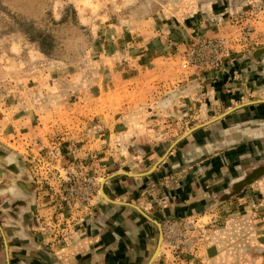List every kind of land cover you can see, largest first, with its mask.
I'll use <instances>...</instances> for the list:
<instances>
[{"label":"rangeland","instance_id":"obj_1","mask_svg":"<svg viewBox=\"0 0 264 264\" xmlns=\"http://www.w3.org/2000/svg\"><path fill=\"white\" fill-rule=\"evenodd\" d=\"M257 100L264 0H0V182L10 171L31 178L47 204L39 221L51 245L68 236L71 216L101 203L103 179L106 193L122 176L116 172L152 177L155 159L206 123L171 148L159 169L170 171L189 140L203 139L202 128L233 123L235 107ZM84 181L93 195L76 193ZM152 181L137 183L163 236L151 264H194L198 239L213 224L195 213L161 214ZM7 188L0 183V214ZM138 214L147 238L138 239L144 253L136 263L148 264L159 228ZM167 232L186 242L173 248Z\"/></svg>","mask_w":264,"mask_h":264},{"label":"crops","instance_id":"obj_2","mask_svg":"<svg viewBox=\"0 0 264 264\" xmlns=\"http://www.w3.org/2000/svg\"><path fill=\"white\" fill-rule=\"evenodd\" d=\"M239 106L233 123H211L201 129L202 140H189V149L170 171L159 169L175 152H168L171 144L155 159L154 164L163 157L152 177L116 172L122 176L105 191L119 202L102 200L79 210L77 218L71 212L70 231L58 246L49 243V228L39 221L47 204L35 183L23 172L21 177L7 172L0 264H140L144 252L138 244L147 238V223L136 219L141 215L135 206L152 216L145 205L150 194L137 186L147 179L154 182L151 189L157 188L161 214L195 213L213 224L198 239L194 264H264V100ZM109 239L112 250L106 247Z\"/></svg>","mask_w":264,"mask_h":264},{"label":"water","instance_id":"obj_3","mask_svg":"<svg viewBox=\"0 0 264 264\" xmlns=\"http://www.w3.org/2000/svg\"><path fill=\"white\" fill-rule=\"evenodd\" d=\"M224 115V114H223ZM223 115H220L219 117H222ZM206 123H204V124H200V125H197V126H195V127H193L192 129H190L188 132H186L184 135H182L180 138H178L177 140H175L172 144H171V146L169 147V149H168V152L170 151V149L179 141V140H181L183 137H185L187 134H189V133H191L193 130H195L196 128H198V127H200V126H202V125H205ZM163 159V157L160 159V160H158L148 171H147V173H151L153 170H155V168L157 167V165L160 163V161ZM3 170H2V168L0 167V175H2V172ZM104 181H105V179H103L102 181H101V186H100V194H101V196H102V198H103V200L105 201V202H114L115 203V201H113L112 199H110L108 196H107V194L104 192V189H103V183H104ZM136 207V209L139 211V213H141L146 219H148L149 221H151V222H154L156 225H157V227L159 228V237H158V241H157V245H156V248H155V250H154V252H153V254L151 255V257H150V259H149V261H148V264H151L152 262H153V260L156 258V256L158 255V252H159V248H160V245H161V241H162V239H163V236H162V232H161V227H160V223L157 221V220H154V219H152L149 215H147L143 210H141L139 207H137V206H135ZM47 253V252H46Z\"/></svg>","mask_w":264,"mask_h":264},{"label":"built area","instance_id":"obj_4","mask_svg":"<svg viewBox=\"0 0 264 264\" xmlns=\"http://www.w3.org/2000/svg\"><path fill=\"white\" fill-rule=\"evenodd\" d=\"M76 175V177L75 178H78V175L77 174H75ZM88 182H90V183H88ZM91 182L92 181H84V183L83 184H79L78 185V188L76 189V193H80V192H82L83 190H84V192L86 193V195H93V193H94V188H93V185L91 184ZM72 192V191H71ZM73 193V192H72ZM76 193L74 194H71L70 196H69V200H71V201H74L75 200V195H76ZM213 217L212 218H210L209 220H212L213 221ZM200 220H202V219H200ZM183 222V221H182ZM208 224V223H207ZM206 225V223L203 225V226H205ZM183 226L185 227V228H189L190 227V223L189 222H187V223H184L183 222ZM175 227H179V226H175ZM192 227H193V225H192ZM165 237H166V239L167 238H169L170 240H169V243L172 245V247L174 248V244H176V245H179V244H184V242H186V235H184V234H182L181 236H177L176 237V239H174V237L173 236H171V235H169L168 234V232L166 233V235H165Z\"/></svg>","mask_w":264,"mask_h":264},{"label":"trees","instance_id":"obj_5","mask_svg":"<svg viewBox=\"0 0 264 264\" xmlns=\"http://www.w3.org/2000/svg\"><path fill=\"white\" fill-rule=\"evenodd\" d=\"M32 35L36 36V37H39L42 35L41 32H37V33H31ZM32 37V36H31ZM34 38V37H33ZM41 41H43V39L41 38Z\"/></svg>","mask_w":264,"mask_h":264},{"label":"flooded vegetation","instance_id":"obj_6","mask_svg":"<svg viewBox=\"0 0 264 264\" xmlns=\"http://www.w3.org/2000/svg\"><path fill=\"white\" fill-rule=\"evenodd\" d=\"M1 182H3V184L7 185V181H6V179H5V181H1ZM1 182H0V183H1Z\"/></svg>","mask_w":264,"mask_h":264}]
</instances>
